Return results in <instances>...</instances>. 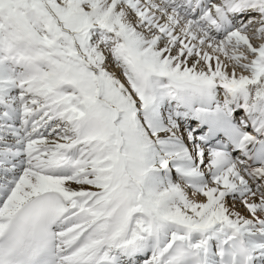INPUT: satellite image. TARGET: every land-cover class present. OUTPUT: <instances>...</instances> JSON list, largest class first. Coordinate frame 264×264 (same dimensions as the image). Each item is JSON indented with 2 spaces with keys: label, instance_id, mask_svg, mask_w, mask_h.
I'll return each mask as SVG.
<instances>
[{
  "label": "snow or ice",
  "instance_id": "1",
  "mask_svg": "<svg viewBox=\"0 0 264 264\" xmlns=\"http://www.w3.org/2000/svg\"><path fill=\"white\" fill-rule=\"evenodd\" d=\"M0 264H264V0H0Z\"/></svg>",
  "mask_w": 264,
  "mask_h": 264
}]
</instances>
